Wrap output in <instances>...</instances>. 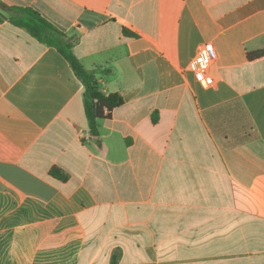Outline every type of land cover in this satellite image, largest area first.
I'll use <instances>...</instances> for the list:
<instances>
[{
    "label": "crops",
    "instance_id": "0c3cea01",
    "mask_svg": "<svg viewBox=\"0 0 264 264\" xmlns=\"http://www.w3.org/2000/svg\"><path fill=\"white\" fill-rule=\"evenodd\" d=\"M3 5L122 98L98 135ZM204 44L211 85L188 70ZM263 50L264 0H0V264H264Z\"/></svg>",
    "mask_w": 264,
    "mask_h": 264
},
{
    "label": "trees",
    "instance_id": "16d2710c",
    "mask_svg": "<svg viewBox=\"0 0 264 264\" xmlns=\"http://www.w3.org/2000/svg\"><path fill=\"white\" fill-rule=\"evenodd\" d=\"M1 8L14 14L10 18L14 26L25 30L40 44L56 48L64 56L84 87V114L92 135H98V121L110 119L111 112L123 104L122 98L116 94L104 95L99 90L94 72L86 70L72 51L73 37H68L58 31L34 10L17 7L7 8L4 5ZM263 56L264 50L248 54V59L252 61ZM50 175L61 181L67 180V176L57 168H52Z\"/></svg>",
    "mask_w": 264,
    "mask_h": 264
},
{
    "label": "built area",
    "instance_id": "2783aa9c",
    "mask_svg": "<svg viewBox=\"0 0 264 264\" xmlns=\"http://www.w3.org/2000/svg\"><path fill=\"white\" fill-rule=\"evenodd\" d=\"M212 50L209 44L201 45L194 58L188 65V70L206 85H211L213 80L209 75L212 63Z\"/></svg>",
    "mask_w": 264,
    "mask_h": 264
}]
</instances>
